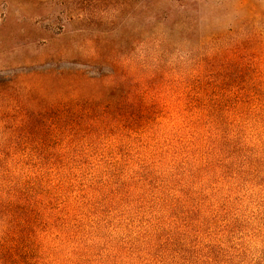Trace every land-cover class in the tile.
<instances>
[{
  "label": "trees",
  "instance_id": "obj_1",
  "mask_svg": "<svg viewBox=\"0 0 264 264\" xmlns=\"http://www.w3.org/2000/svg\"><path fill=\"white\" fill-rule=\"evenodd\" d=\"M48 75L69 86L67 94L56 107L21 113L34 118L31 131L50 140L44 150L15 158L0 142V264H88L83 210L92 204L69 202L75 175L63 172H82L80 144L92 146L106 134L127 142L141 132H149L156 151L113 163L121 167L113 171L132 174L108 192V202L115 210L129 208L126 230L135 232L109 249L108 264H264V255L247 257L238 212L226 203L232 190L221 200L214 185L237 180L228 172H254L255 161L239 156L232 131L225 130L244 115L264 124V94L254 80L123 77L99 95L76 86L78 72ZM27 170L44 172L43 181L25 179L20 172ZM59 193L64 200L55 203ZM237 235L241 244L229 247Z\"/></svg>",
  "mask_w": 264,
  "mask_h": 264
},
{
  "label": "rangeland",
  "instance_id": "obj_2",
  "mask_svg": "<svg viewBox=\"0 0 264 264\" xmlns=\"http://www.w3.org/2000/svg\"><path fill=\"white\" fill-rule=\"evenodd\" d=\"M57 70L78 72L76 86L99 95L120 78L149 75L219 82L251 78L264 94V0H0V142L15 158L37 156L50 141L31 131L27 125L34 118L21 113L56 107L67 94L69 86L48 75ZM89 78L93 87L85 84ZM236 120L225 130L232 131L239 156L255 161L254 172H228L237 173V180L214 185L221 200L232 190L226 203L237 210L243 246L254 259L264 255V124L245 115ZM148 136L141 132L126 142L106 134L92 146L80 144L82 172H63L75 175L69 202L92 204L83 210L90 234L83 236L89 251L82 260L88 264H108L109 249L135 232L126 230L132 212L123 204L115 210L108 192L132 174L113 171L120 167L113 163L156 151ZM20 174L37 183L44 172ZM60 195L55 203L64 200ZM240 237L228 246L238 248Z\"/></svg>",
  "mask_w": 264,
  "mask_h": 264
}]
</instances>
